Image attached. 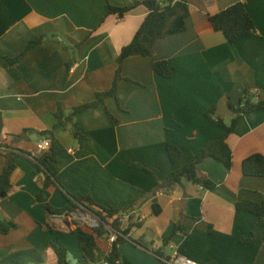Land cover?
I'll use <instances>...</instances> for the list:
<instances>
[{
    "label": "crops",
    "instance_id": "crops-1",
    "mask_svg": "<svg viewBox=\"0 0 264 264\" xmlns=\"http://www.w3.org/2000/svg\"><path fill=\"white\" fill-rule=\"evenodd\" d=\"M135 1L109 0L114 7ZM244 1L189 0L185 31L156 40L152 57L124 60L117 101L107 98L103 106L76 116L75 124L86 138L81 149L69 130L54 132L64 148L57 159L59 185L103 207L126 209L129 218L122 227L130 218L139 223L118 246L119 264H163L156 252L168 259L172 249L199 264H264V244L239 241L250 236L257 217L234 207L240 200L260 202L264 197V178L241 172L243 159L264 156V109L241 118L226 136L232 156L229 170L212 159L198 166L197 176L213 182L214 189L184 180L171 188L159 186L174 170L191 163L207 142L224 137V129L205 116L210 107H215L212 118L229 126L227 100L236 104L244 91L255 101L264 97V0L246 5L255 34L235 45L208 21V16ZM104 6V0H0L2 142L39 135L54 126L59 109L68 114L111 88L120 51L148 10L137 5L117 19L104 17ZM36 37H43L40 44L16 62L7 61ZM159 60L171 66L169 78L153 71V62ZM104 107L118 121L116 126ZM41 142L10 141L18 154L10 189L0 198V220L14 227L0 232V260L34 249L44 264H57L52 244L59 243L67 249L70 264H79L78 224L73 216L51 214L44 207L61 210L65 198L50 186L43 201H37L43 176L34 158L43 152ZM168 148L181 151L175 164L168 159ZM4 165L0 153V175ZM152 205L161 210L157 216ZM98 211L93 207L89 212ZM177 224L181 232L163 246L162 239ZM111 248L106 237L99 238L94 264L102 263Z\"/></svg>",
    "mask_w": 264,
    "mask_h": 264
},
{
    "label": "trees",
    "instance_id": "trees-1",
    "mask_svg": "<svg viewBox=\"0 0 264 264\" xmlns=\"http://www.w3.org/2000/svg\"><path fill=\"white\" fill-rule=\"evenodd\" d=\"M104 1V17L114 15L117 19H121L128 11L137 5H142L147 8L148 14L139 26L131 42L120 51L111 88L106 92L97 93L92 102L74 107L68 114L59 109L55 113L56 122L54 126L49 130L38 133L48 138L49 146L46 151H43L42 154L34 158V160L43 176V186L40 194L37 196V201L42 202L44 190L50 186H54L59 190L67 202L66 206L61 210L52 209L48 204H44L45 209L49 213H64L67 217H71L72 214L79 209L91 211L93 207H97L99 211L96 214L100 216L104 224H108L109 219H112L116 214L126 212V209L103 207L95 203L90 197L80 193L67 192L59 185L56 178L57 159L64 148L54 138V132L59 129L69 130L76 140L78 148L81 149L86 138L75 124L76 116L85 110L103 106L107 98H114L117 101V82L121 78V69L124 60L131 56L152 57L156 40L185 31L186 20L189 16V0H137L133 4L123 7H114L110 4L109 0ZM253 1L254 0H245L244 2L235 3L214 15L208 16V21L213 30L220 32L228 44L235 45L255 34L252 18L246 9V5ZM42 39L43 37L33 38L17 57L8 58L7 61L9 63L16 62L20 56L40 44ZM152 69L156 75L162 78H169L172 75L171 66L164 60L153 62ZM226 104L232 115L229 126L224 125L221 119L212 118L215 111L214 106L210 107L205 113V116L210 122L224 129V137L207 142L191 163L174 170L166 181L160 183V187L171 188L175 184H181L184 180L194 184H201L205 189L212 190L215 188L213 182L197 176L198 166L205 159H212L227 170L231 168L232 156L225 142V138L234 131L241 118L264 109V97L255 101L253 95L249 91H244L236 104L232 103L230 100H227ZM104 111L110 123L116 126L118 121L105 107ZM3 125L0 112V136H2ZM24 132L32 133V131L29 130H25ZM12 138L13 137L9 139L8 143H4L0 140V153H3L5 158L4 169L0 175V198L8 193L10 189V176L15 169L14 160L18 153H15L13 149L14 146L10 143ZM167 156L169 161L175 164L181 157V151L178 148H168ZM241 172L244 176L264 178V156L261 154H252L243 159L241 163ZM234 207L236 211H244L257 217V222L251 228L250 236L248 238H240L239 241L245 244H264V197L260 202L243 199L236 202ZM151 210L152 214L155 216L161 212L157 205H152ZM122 221L121 218L113 219L111 227L113 230L126 237L133 227L139 226V223L134 221L133 218L129 219L125 227H122ZM13 227L14 225L12 223L0 220L1 233L4 234ZM181 230L182 225H175L171 234L162 239V245L167 246L168 242L177 233L181 232ZM74 231L78 236V250L81 254V262L79 264H94L96 261L95 248L97 240L102 237H107L108 230L101 224L92 230L76 226ZM124 242H126V239L121 236L117 237L116 241L112 244L110 252L105 258L108 264H119L120 254L118 246ZM52 248L57 259V264H70L67 259V249L64 246L59 243H54L52 244ZM156 254L163 260L162 254L159 251H157ZM0 264H44V259L41 253L34 249H30L12 253L2 258ZM208 264L215 263L210 262Z\"/></svg>",
    "mask_w": 264,
    "mask_h": 264
},
{
    "label": "built area",
    "instance_id": "built-area-1",
    "mask_svg": "<svg viewBox=\"0 0 264 264\" xmlns=\"http://www.w3.org/2000/svg\"><path fill=\"white\" fill-rule=\"evenodd\" d=\"M49 146V142L44 140L39 144V150L41 151H45ZM73 219L76 221V223L78 224V227L80 228H85L88 230H92L93 228H97L99 225L103 224L104 227L108 230V234H107V242L112 245L118 236L123 237L124 239H126V236L121 235V233L113 230V228L111 227V223L110 224H104L101 219L93 212H89L88 210H82L79 209L77 210L75 213L72 214ZM115 218H121L122 220H124L125 222L128 220L129 216L125 213H119L116 214L113 219ZM163 263L165 264H199L194 260H191L189 258L180 256L177 251L175 249H172L171 255L169 256L168 259H163L162 260ZM100 264H108L106 260H103L102 263Z\"/></svg>",
    "mask_w": 264,
    "mask_h": 264
},
{
    "label": "water",
    "instance_id": "water-1",
    "mask_svg": "<svg viewBox=\"0 0 264 264\" xmlns=\"http://www.w3.org/2000/svg\"><path fill=\"white\" fill-rule=\"evenodd\" d=\"M44 141V140H47L46 137L44 136H40V135H23L21 137H18V138H13L12 139V143L13 144H17L21 141H24V142H29V141Z\"/></svg>",
    "mask_w": 264,
    "mask_h": 264
}]
</instances>
